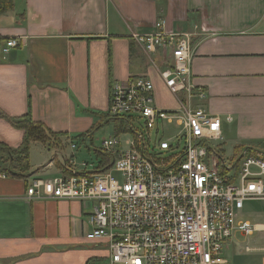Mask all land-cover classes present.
Listing matches in <instances>:
<instances>
[{"label":"crops","instance_id":"crops-1","mask_svg":"<svg viewBox=\"0 0 264 264\" xmlns=\"http://www.w3.org/2000/svg\"><path fill=\"white\" fill-rule=\"evenodd\" d=\"M161 18L165 31L192 34L193 80L207 92L205 109L222 117L224 152L228 124L236 147L264 150V0H15L0 13V108L22 116L31 101L34 119L69 141L103 121L117 81L150 75L157 103L172 107L161 99L172 98L158 74L164 52H147L134 37ZM11 38L19 46L4 53ZM23 137L0 117V142L17 148ZM42 163L27 178L0 174V264H87L106 255L86 238L93 202L27 199L33 177L61 172L52 157ZM240 219L253 230L227 241L228 264H264V202L246 201Z\"/></svg>","mask_w":264,"mask_h":264},{"label":"built area","instance_id":"built-area-1","mask_svg":"<svg viewBox=\"0 0 264 264\" xmlns=\"http://www.w3.org/2000/svg\"><path fill=\"white\" fill-rule=\"evenodd\" d=\"M164 27L161 18L154 31L134 37L147 52H164L158 74L176 105L157 103L150 75L115 82L107 112L125 118L133 137L103 140L111 166L69 160V174L32 178L27 189L29 200L94 203L86 238L108 253L87 264H228L227 241L253 230L240 219L245 202H264V150L247 145L223 154L222 117L205 109L207 92L193 80L192 34ZM15 46L11 38L3 52ZM168 125H175L176 143L153 137V130L170 132Z\"/></svg>","mask_w":264,"mask_h":264},{"label":"trees","instance_id":"trees-1","mask_svg":"<svg viewBox=\"0 0 264 264\" xmlns=\"http://www.w3.org/2000/svg\"><path fill=\"white\" fill-rule=\"evenodd\" d=\"M14 6L15 0H0V13L7 12L13 9ZM0 117L6 119L14 127L24 131L23 141L17 148L0 142V174L27 178L31 174L30 152L34 143H40L53 151L52 160L56 166L66 175L69 174L67 169L68 160L61 161L57 157L59 149L64 146V138H69V133L54 131L46 123L35 120L32 113L31 101L29 102V110L25 115L10 116L0 108ZM103 118L114 124L115 136L130 131V125L123 117H110L107 112ZM94 128L86 133L78 134L73 139L85 140L86 137L93 134ZM236 149L240 151L241 146H237ZM99 154L100 162L98 168L108 169L112 164L111 156L103 149L99 151Z\"/></svg>","mask_w":264,"mask_h":264},{"label":"rangeland","instance_id":"rangeland-1","mask_svg":"<svg viewBox=\"0 0 264 264\" xmlns=\"http://www.w3.org/2000/svg\"><path fill=\"white\" fill-rule=\"evenodd\" d=\"M163 100H168L172 104V106L176 105L175 101L173 98H169L167 95H163L161 97ZM175 103V104H174ZM206 103V101H205ZM138 125V124H137ZM170 127L171 131L170 132H163L160 130L158 133H156L154 130L152 131L153 137L156 136L158 139H167L170 142L176 143V139L174 138L175 135V125H168ZM112 136H115V130H114V124L111 121H107L106 118L101 121L95 128L94 132L91 138H88L87 140H81V139H71L69 141H65L64 146L59 149V153L57 156L59 159L62 161L67 159L68 161L71 160V158H75L78 166H80L81 163L83 162H88V163H97L100 158L99 151L102 149L103 146V140L108 139ZM121 141L123 144L127 143V140L132 136V134H127L123 133L119 135ZM224 144L223 146L225 147V152L223 150V154H225L226 157L233 156L236 152V145L239 144V141H237L234 138V131H233V125L228 124L226 126V134L224 136ZM75 144L77 145V148H72V145ZM246 144V143H244ZM247 145H244L243 147H246ZM98 150V151H97ZM76 154H73V152ZM72 152V154H71ZM52 157L51 154H49V151L45 149L41 144H33L31 147V152H30V161L31 164L37 168L42 162L45 160L47 161ZM56 165V164H55ZM41 177V176H38ZM37 178V177H33Z\"/></svg>","mask_w":264,"mask_h":264}]
</instances>
